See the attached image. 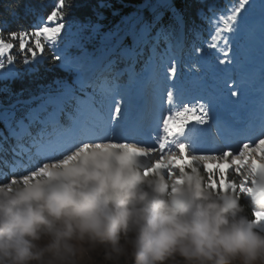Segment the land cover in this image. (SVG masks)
Returning a JSON list of instances; mask_svg holds the SVG:
<instances>
[{
  "label": "snow or ice",
  "instance_id": "1",
  "mask_svg": "<svg viewBox=\"0 0 264 264\" xmlns=\"http://www.w3.org/2000/svg\"><path fill=\"white\" fill-rule=\"evenodd\" d=\"M66 7L70 0H56L50 14L36 16L30 30L10 31L7 40V22L0 21V70L6 69L0 78L15 74L8 66L14 64L11 50L17 45L10 41H18L25 65L42 63L47 46L49 52L59 53L53 57L55 66L75 73L73 81L56 80L55 87L48 85L30 100L0 105V114L9 120V136L15 141L7 155L3 143L8 136H0V176L4 177L0 182L11 185L18 178L26 182L47 169V162L34 170L21 167L29 153L40 159L58 154L63 158L90 147L88 141L122 140L117 146H134L140 157L151 162L146 174L162 170L174 176L202 165L209 187L264 202V103L258 117H248L251 123L237 127L232 119L209 116L210 110L216 112L221 98L215 79L201 80L195 85L199 95L192 101L186 99L189 85L177 77L176 58L168 55L165 63L159 55L160 39L168 38L182 24L178 13L173 14L176 25L164 24L161 17L154 16L137 21L123 33L110 34L96 55L88 50L90 37L84 26L74 32L73 22H64ZM7 10L16 16L14 8ZM26 12L34 9L27 6ZM208 23L205 47L217 55L214 62L204 60L206 73L216 79L226 76L227 96L238 100L248 88L242 73L251 66L258 47L264 99V0H235L219 12L212 10ZM203 53L204 48L198 50ZM138 65H142L139 72ZM125 74L128 85L117 84ZM33 102L38 103L33 107ZM17 104L26 107L18 110ZM127 137H142L158 147L128 142ZM219 138L236 139L235 150L229 146L221 154H198L202 144ZM18 169L26 174L18 176ZM230 170L239 177L238 183L228 178ZM253 217L264 230V210H255Z\"/></svg>",
  "mask_w": 264,
  "mask_h": 264
},
{
  "label": "clouds",
  "instance_id": "2",
  "mask_svg": "<svg viewBox=\"0 0 264 264\" xmlns=\"http://www.w3.org/2000/svg\"><path fill=\"white\" fill-rule=\"evenodd\" d=\"M87 143L0 182V264H264V230L239 192L209 187L199 168L146 174L134 146Z\"/></svg>",
  "mask_w": 264,
  "mask_h": 264
},
{
  "label": "trees",
  "instance_id": "3",
  "mask_svg": "<svg viewBox=\"0 0 264 264\" xmlns=\"http://www.w3.org/2000/svg\"><path fill=\"white\" fill-rule=\"evenodd\" d=\"M232 2L235 0H70V7L65 8L64 22L67 24L72 21L75 27L84 26L85 35L90 37L87 42L88 50L99 55L110 34L123 33L137 21H147L154 16L161 17L164 24L176 25L173 14L178 13L182 17V24L176 25V31L168 38L160 39L159 55L164 57L165 63L168 55L176 58L174 62L177 66V76L182 77L189 85L186 89V99L192 101L197 89L195 85L193 86L191 78L187 76L194 73L195 77H200L199 79L210 78V75L204 72L202 59L214 62L217 55L214 50L205 47L210 28L208 21L212 16V10L219 12ZM55 3L56 0H0V21L7 22L4 38L8 39L10 31H17L20 28L30 30L36 16L50 14L54 10ZM9 6L15 9V17L7 10ZM27 6L34 9V12H26ZM213 23H215L214 19ZM10 42L17 45L11 50V55L15 57L14 64L17 73L13 78L0 79V105L7 107L16 104L17 101H27L34 96H39L41 90L47 88L48 85L55 87L56 80L71 82L75 79V73L55 66L53 57L59 53L49 52L47 46L42 63L25 65L21 62L22 55L18 50V41ZM201 48H204L203 55L198 54ZM29 59H31L30 54ZM39 60L40 57H37V61ZM141 68L142 65H138L136 71L139 72ZM260 72L261 64L257 47L251 66L242 73L248 82L246 94L239 97V99H248L253 102L251 99L253 95H258L260 100L258 103H251V109H249L255 114L260 112L261 105L264 103L261 96ZM128 82L126 74L116 81L122 86H127ZM36 103L38 102H33L32 106L34 107ZM25 107L23 104H17L18 110H23ZM8 128L9 120L0 114V136H8L7 141L3 143V149L7 155H10L8 150L15 141L9 136ZM226 146H232L235 150L236 139L228 141ZM62 155L40 159L29 153L28 157L24 158L27 159V163L22 164L21 167L34 170L35 166L53 162L56 158H62ZM202 173L204 176L207 175L205 172ZM20 174H26V172L18 169L17 175ZM229 178L236 181L238 176L229 173ZM2 180L4 177L0 176V181ZM241 202L248 205L247 214L253 217L254 209L250 199L244 197ZM168 264H175V262L169 261Z\"/></svg>",
  "mask_w": 264,
  "mask_h": 264
},
{
  "label": "rangeland",
  "instance_id": "4",
  "mask_svg": "<svg viewBox=\"0 0 264 264\" xmlns=\"http://www.w3.org/2000/svg\"><path fill=\"white\" fill-rule=\"evenodd\" d=\"M232 3L234 4L235 2H232ZM79 27L74 26L73 31L74 32L77 31L78 29H80ZM90 52H92V51H90ZM204 60L205 59L203 58L202 59L203 63H204ZM8 67L13 68L15 74L10 75L6 78H0L1 80L13 78L16 75L17 72H16L15 64L9 65ZM4 71H6V69L0 70V73H3ZM204 72L206 73V71H204ZM193 76L194 75H192V76L188 75L187 78L193 79L192 83L194 86V85L199 84L201 79H199V77L197 78V77H193ZM203 78H204L203 80H207L209 82H211L213 79H215V81L217 80V82L218 81L223 82V80L221 81V79L218 80L214 77H212L213 79H209V78H205V77H203ZM215 87L221 93V98L217 101L218 108H217L216 112L213 113L211 110L209 111L210 117H220V118L232 119L237 124V127H243L245 123H251V121H249L247 119L248 117H258L259 116V113L255 114V112H252L249 110V109H251V107H250L251 103H258V101L260 100L258 98V95H253V97L251 98V99H253V102H250L248 99H242V98H240L238 100H230L227 96V88H226L225 84L221 86L219 82L218 83L215 82ZM195 91L196 92H195L194 96L196 97L197 95H199V92L197 90H195ZM127 140H128V142L140 143L141 146H156V147H158V145L151 143V142H148V141L144 140L142 137H127ZM233 140H235V139H233ZM117 142H122V140H118ZM227 143H228V141H226L223 138L209 139L207 142H205L204 144H202L200 146V152L198 154H212V153L221 154L227 148V146H226ZM156 157H157V154H154L153 159H155ZM198 168L201 172L206 173V171L202 165H199ZM229 173H232L233 175H235L234 172L231 170L229 171ZM228 178H229V174H228ZM205 179L207 180V175L205 176ZM230 180H232V179H230ZM236 182L237 183L239 182V177L237 178Z\"/></svg>",
  "mask_w": 264,
  "mask_h": 264
}]
</instances>
